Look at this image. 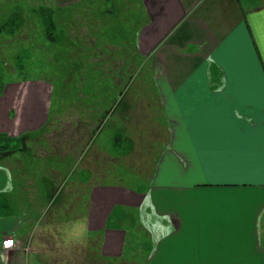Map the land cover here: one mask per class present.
Listing matches in <instances>:
<instances>
[{
    "label": "crops",
    "instance_id": "obj_1",
    "mask_svg": "<svg viewBox=\"0 0 264 264\" xmlns=\"http://www.w3.org/2000/svg\"><path fill=\"white\" fill-rule=\"evenodd\" d=\"M54 1L61 7L80 0ZM141 3L146 17L132 40L161 111L138 122L131 114L137 108L130 84L118 92L114 108L105 107L99 130L117 109L113 145L126 155L137 144L140 126L158 120L149 156L144 153L154 155L149 160L155 163L137 189L90 183L82 175L81 193L86 189L89 201L76 219L86 226L84 241L99 236L94 257L101 262L124 260L126 253L137 264L126 244L129 233L141 232L150 242L143 264H264V0ZM40 82L3 83L0 142L47 124L52 86L47 92ZM123 118L133 123L134 137L123 130ZM12 156L0 154L1 264H25L29 257L48 264L53 245L45 235L66 259L56 262L69 264V233L56 235L55 222L42 223L49 204L58 202L59 188L46 176L48 200L38 201L36 170L25 177L28 172L14 170ZM88 164L83 162L84 173ZM6 237L17 245L4 251Z\"/></svg>",
    "mask_w": 264,
    "mask_h": 264
},
{
    "label": "rangeland",
    "instance_id": "obj_2",
    "mask_svg": "<svg viewBox=\"0 0 264 264\" xmlns=\"http://www.w3.org/2000/svg\"><path fill=\"white\" fill-rule=\"evenodd\" d=\"M50 10L54 29L48 35L45 22ZM143 20L140 0H80L61 7L54 0H0V81L37 79L47 92L52 86L49 126L24 135L19 147L21 152L12 154L10 164L15 171L28 172L25 177L36 170L35 175L40 178L38 201L48 200L47 196L45 198L46 176L55 181L59 188L58 202L54 203V199L49 204L42 223L55 222L56 235L66 232L71 235L83 226L79 218L76 219V216L83 217L89 201L87 190L81 193L82 175L90 183L137 189L145 181L144 174L154 167V161L149 160L154 155L145 158L144 153L149 156L150 144L155 140L151 131L160 130L158 120L147 121L149 129L140 126L142 131H139L137 144L126 155L124 149L113 145L118 132L114 128L117 109L99 130L105 107L106 110L114 108L118 92L130 84L128 94L136 95L135 100H130L135 101L137 108L131 114L138 122L153 119L161 111L158 103H154L151 81H146L147 66L132 40ZM123 114L124 118L129 116V109ZM124 118L123 130L134 137V129L130 130L133 123L128 124L131 120ZM142 154L138 161L134 159ZM88 161L90 172L84 173L83 162ZM61 201L67 202L64 208ZM141 234L129 233L126 244V250H133L132 258L137 264H143L147 254L144 248L150 243L148 237ZM96 236L99 237L95 234L83 243L68 245L69 264H134L126 253L124 260L101 262L100 258H95L99 252ZM44 240L53 245L47 248L52 251V257H47L46 263L64 262L65 257L57 256L60 249H53L51 236L45 235ZM28 260L30 264H39L35 257L27 258L25 264Z\"/></svg>",
    "mask_w": 264,
    "mask_h": 264
},
{
    "label": "trees",
    "instance_id": "obj_3",
    "mask_svg": "<svg viewBox=\"0 0 264 264\" xmlns=\"http://www.w3.org/2000/svg\"><path fill=\"white\" fill-rule=\"evenodd\" d=\"M107 1V0H106ZM140 4H141V9L143 10V8H142V3H141V0H140ZM45 12H47V9H45L44 11H43V13L45 14ZM142 14L143 15H145V12H142ZM145 17H146V15L144 16V20H145ZM143 20V21H144ZM46 22H49V23H46ZM46 22H45V24H48V25H46V30L48 31H46V33L48 34V35H50L51 33H52V30L54 29V23H53V21H52V15H51V10L49 11V15L47 16V19H46ZM143 23V22H142ZM141 23V24H142ZM48 26V27H47ZM139 26H141L140 24L138 25V27ZM51 27V28H50ZM63 33V32H62ZM132 33V32H131ZM60 39V38H59ZM137 64H138V62H137ZM2 90H3V82L2 81H0V94L2 93ZM49 126V122H47V124L44 126L45 128H47ZM43 127V128H44ZM42 128V129H43ZM41 129V130H42ZM41 130H39V131H41ZM140 131V130H139ZM36 133V132H35ZM27 134V133H26ZM26 134H23V135H21V136H18V137H15V138H8V140L7 141H5V142H0V154H15V153H17L20 149H19V147H20V144H21V142H22V139L24 138L23 136L24 135H26ZM129 148H131V146L129 147ZM129 150V149H128ZM155 163V162H154ZM98 244H99V242H98Z\"/></svg>",
    "mask_w": 264,
    "mask_h": 264
},
{
    "label": "clouds",
    "instance_id": "obj_4",
    "mask_svg": "<svg viewBox=\"0 0 264 264\" xmlns=\"http://www.w3.org/2000/svg\"><path fill=\"white\" fill-rule=\"evenodd\" d=\"M86 226H81L80 230L75 235H70L66 243L73 244V243H83L86 235Z\"/></svg>",
    "mask_w": 264,
    "mask_h": 264
},
{
    "label": "built area",
    "instance_id": "obj_5",
    "mask_svg": "<svg viewBox=\"0 0 264 264\" xmlns=\"http://www.w3.org/2000/svg\"><path fill=\"white\" fill-rule=\"evenodd\" d=\"M9 241L12 242V243H11L10 246H7V242H9ZM16 245H17V242H16L12 237H6V238H4V239L2 240V244H1L2 249H3L4 251L9 250V249L15 247Z\"/></svg>",
    "mask_w": 264,
    "mask_h": 264
},
{
    "label": "snow or ice",
    "instance_id": "obj_6",
    "mask_svg": "<svg viewBox=\"0 0 264 264\" xmlns=\"http://www.w3.org/2000/svg\"><path fill=\"white\" fill-rule=\"evenodd\" d=\"M11 243H12V242H10V241H9V242H7V246H10V245H11Z\"/></svg>",
    "mask_w": 264,
    "mask_h": 264
}]
</instances>
